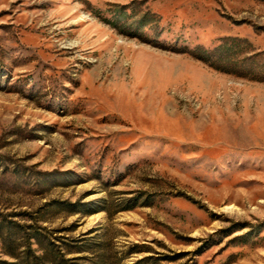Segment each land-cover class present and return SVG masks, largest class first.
<instances>
[{"label": "rangeland", "instance_id": "rangeland-1", "mask_svg": "<svg viewBox=\"0 0 264 264\" xmlns=\"http://www.w3.org/2000/svg\"><path fill=\"white\" fill-rule=\"evenodd\" d=\"M0 220L8 261L264 264V0H0Z\"/></svg>", "mask_w": 264, "mask_h": 264}, {"label": "trees", "instance_id": "trees-1", "mask_svg": "<svg viewBox=\"0 0 264 264\" xmlns=\"http://www.w3.org/2000/svg\"><path fill=\"white\" fill-rule=\"evenodd\" d=\"M5 222L3 220H0V228L4 226ZM8 227V226H6ZM1 235V234H0ZM9 235V234H7ZM4 241L7 242V239H10V236H3ZM81 252V251H80ZM10 255L14 256L17 261H8L0 258V264H43L45 259L47 258V255H38L34 253L30 246L28 247V252H24V255H15L11 254ZM46 263V262H45ZM96 264H100V262H97Z\"/></svg>", "mask_w": 264, "mask_h": 264}]
</instances>
